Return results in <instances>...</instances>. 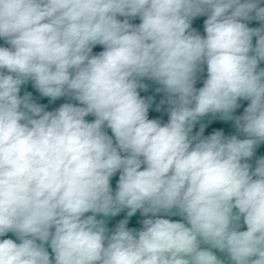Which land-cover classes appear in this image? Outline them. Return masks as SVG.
<instances>
[{
    "label": "clouds",
    "instance_id": "clouds-1",
    "mask_svg": "<svg viewBox=\"0 0 264 264\" xmlns=\"http://www.w3.org/2000/svg\"><path fill=\"white\" fill-rule=\"evenodd\" d=\"M251 20L264 25L261 0H0V237L20 241L0 239V264H53L45 244L54 264H225L212 249L264 264V157L247 162L264 143V26ZM144 78L167 94V123L149 118ZM28 81L81 106L46 111L20 95ZM209 114L246 138L193 134ZM123 209L152 218L109 234L97 216Z\"/></svg>",
    "mask_w": 264,
    "mask_h": 264
},
{
    "label": "water",
    "instance_id": "water-1",
    "mask_svg": "<svg viewBox=\"0 0 264 264\" xmlns=\"http://www.w3.org/2000/svg\"><path fill=\"white\" fill-rule=\"evenodd\" d=\"M261 6H264V0H261ZM118 19L123 20L124 18L118 17ZM206 19H207V16L204 15V16L195 17L192 21V28L202 36L206 35V33L204 32V21ZM130 23L134 25L139 24L140 23L139 17L130 18ZM246 23L248 24L249 27L264 26L262 25L260 21H257V20L246 21ZM256 39H257L256 37H253V41H252L253 46H255L256 44ZM0 46L8 47L9 45L3 39H0ZM101 51H103V47L100 45H96L93 48V54H98ZM259 67L264 68V61L260 62ZM201 68L202 70L197 73V79H196V84H195L196 88L203 87V83L207 78V66L202 65ZM141 82L147 85L146 89H138L141 97L146 98V99L148 97H152L151 107L149 109V118L158 119L161 121L162 124L167 123L169 119V112H168L169 105L167 103V94L163 92L162 90L157 92V89L161 88L162 86L156 83L155 81L147 79V78H144ZM26 93H31L32 102L42 105L46 111H55L64 103H71L76 106H81L79 104V101H76L70 96H62L60 98H57L56 100H52L49 97L42 96L39 93V91L34 87V84L32 81H28L26 84L21 86L20 95L23 97ZM161 101H164V103H161ZM238 102L240 104V107L235 110V112L233 113V116L242 115L244 112V109L250 103L249 101L242 100V99ZM85 119L89 122H92L94 121L95 117L93 115H88L87 117H85ZM201 124L205 125V129L203 133L205 137L212 134L213 131L215 130H220V131H223L226 136L236 135L239 139L246 138V136L235 127L234 120H228V121L221 120L219 118V115H217L216 117H213L211 114H209L208 116L201 118V120L194 127L193 134L199 131ZM104 131L110 137H112L113 142L115 144V137L113 133L111 132V129L105 127ZM261 157H264V143H261L260 145L257 146V148L254 151L253 157L247 161L248 163L252 165L253 170L256 166V161ZM119 175L120 173L117 172L110 180V184L113 189V194L116 191V186H117V182L119 179ZM175 211L176 210L173 209V212ZM127 212H128V209H123L116 216L104 217L102 215H98L97 219H103L105 221V225L109 230V234H111V232L115 230L118 223L123 219L128 220L127 227L129 229H136L138 231L142 229L143 227L142 221L144 219L152 218L151 214H149L147 217L143 216L140 210H137V212L131 217L127 216ZM86 215H91V213H86ZM159 218H166L172 221H181V222L186 223V221L183 220V217L179 215H165L163 213H160ZM240 225L241 227L239 230L241 231L247 230L246 225H244L243 223V219H241ZM9 238L13 239L17 243L20 242L19 239L16 237V235L11 232L6 234V236L4 237H0V239H9ZM37 243H39V241H37ZM201 246L208 247L206 245H201ZM45 248L49 252L50 258L53 259V264H54V253L51 250L50 244H45ZM212 251L217 255L218 258L223 260L225 264H231L226 253L220 252L217 249H212Z\"/></svg>",
    "mask_w": 264,
    "mask_h": 264
}]
</instances>
